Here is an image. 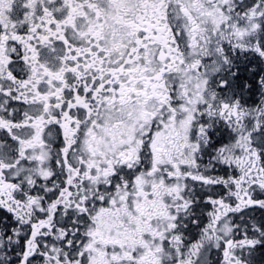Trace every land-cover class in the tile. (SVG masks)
<instances>
[{"label": "snow or ice", "instance_id": "obj_1", "mask_svg": "<svg viewBox=\"0 0 264 264\" xmlns=\"http://www.w3.org/2000/svg\"><path fill=\"white\" fill-rule=\"evenodd\" d=\"M0 264H264V0H0Z\"/></svg>", "mask_w": 264, "mask_h": 264}]
</instances>
